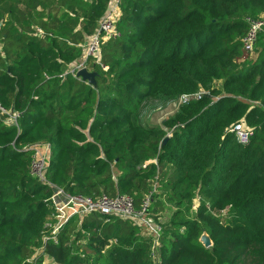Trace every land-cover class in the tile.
<instances>
[{"label":"trees","instance_id":"obj_1","mask_svg":"<svg viewBox=\"0 0 264 264\" xmlns=\"http://www.w3.org/2000/svg\"><path fill=\"white\" fill-rule=\"evenodd\" d=\"M110 1L0 0V104L20 116H0V264H264V30L253 55L242 43L264 0H122L93 87L70 67ZM183 96L162 125L141 119L148 100ZM38 144L69 195L150 197L156 222L174 206L157 261L153 238L114 216H74L53 240L54 189L30 174Z\"/></svg>","mask_w":264,"mask_h":264},{"label":"built area","instance_id":"obj_2","mask_svg":"<svg viewBox=\"0 0 264 264\" xmlns=\"http://www.w3.org/2000/svg\"><path fill=\"white\" fill-rule=\"evenodd\" d=\"M122 0H111L108 10L104 17L99 21L95 33L90 36L86 43L82 45L83 55L70 67V72L77 76L81 70H89L90 63L100 64L103 69L105 66L101 63L102 45L109 39H116L120 36L116 23L120 17V4ZM249 29L243 38V49L248 55H253L256 50V44L260 32L264 30V19L254 20L248 19ZM90 71V70H89ZM201 94L196 95L200 98ZM191 97L183 96L180 98L181 104L187 103ZM0 116H5L7 124L15 125L19 119V115L5 109L0 104ZM232 132L238 142L247 144L250 141L253 130L241 122L233 127ZM34 153L32 158L30 174L40 182L50 185L53 195L50 198L55 209L56 223L52 230L53 240L56 241L57 233L63 226L74 216L80 221L85 217L93 214L101 216H114L122 220L132 221L135 225L142 229L145 236L154 240V258L157 261V248L159 247V237L162 234V224L156 222L149 214L151 207V198L148 197L140 208H137L134 200L127 195H101L98 197L72 196L64 190L51 185L47 178V171L51 161V146L49 144H38L32 147ZM54 260L45 256L42 264H49ZM53 264H57L55 261Z\"/></svg>","mask_w":264,"mask_h":264},{"label":"rangeland","instance_id":"obj_3","mask_svg":"<svg viewBox=\"0 0 264 264\" xmlns=\"http://www.w3.org/2000/svg\"><path fill=\"white\" fill-rule=\"evenodd\" d=\"M180 104H181L180 99L148 100L147 102L144 103V105L141 108V119L143 120V122H147L149 124L162 125L164 120H167L169 117L175 115V113L180 108ZM195 204L198 205V202H195ZM175 210H176L175 207L172 205L166 206L164 215L160 220L162 225H165V223H167L170 220ZM48 263L53 264V262H49V261Z\"/></svg>","mask_w":264,"mask_h":264},{"label":"water","instance_id":"obj_4","mask_svg":"<svg viewBox=\"0 0 264 264\" xmlns=\"http://www.w3.org/2000/svg\"><path fill=\"white\" fill-rule=\"evenodd\" d=\"M97 75L98 74L96 72L84 69V70H81L80 72H78L77 77L82 78L83 81L88 82L93 87H97V81H96ZM166 141H167V139L164 141V143H166ZM200 242L207 249L211 248L213 246V242H212L211 238L206 233H204L202 235Z\"/></svg>","mask_w":264,"mask_h":264},{"label":"crops","instance_id":"obj_5","mask_svg":"<svg viewBox=\"0 0 264 264\" xmlns=\"http://www.w3.org/2000/svg\"><path fill=\"white\" fill-rule=\"evenodd\" d=\"M161 220V219H160ZM162 224V223H161ZM54 262V261H53Z\"/></svg>","mask_w":264,"mask_h":264}]
</instances>
